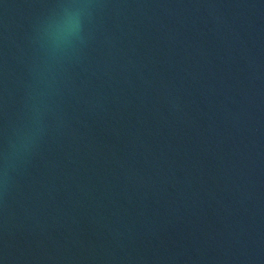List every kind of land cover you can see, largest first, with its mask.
I'll return each mask as SVG.
<instances>
[{
    "label": "water",
    "instance_id": "water-1",
    "mask_svg": "<svg viewBox=\"0 0 264 264\" xmlns=\"http://www.w3.org/2000/svg\"><path fill=\"white\" fill-rule=\"evenodd\" d=\"M0 264H264V0H0Z\"/></svg>",
    "mask_w": 264,
    "mask_h": 264
}]
</instances>
